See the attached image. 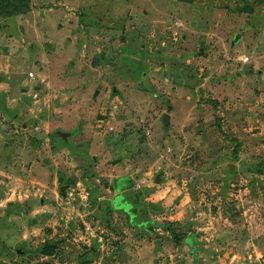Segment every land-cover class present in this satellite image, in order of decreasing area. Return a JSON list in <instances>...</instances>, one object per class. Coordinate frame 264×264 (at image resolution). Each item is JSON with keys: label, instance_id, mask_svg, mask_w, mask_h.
<instances>
[{"label": "rangeland", "instance_id": "374dc122", "mask_svg": "<svg viewBox=\"0 0 264 264\" xmlns=\"http://www.w3.org/2000/svg\"><path fill=\"white\" fill-rule=\"evenodd\" d=\"M30 1L0 15V264H264V0Z\"/></svg>", "mask_w": 264, "mask_h": 264}, {"label": "trees", "instance_id": "16d2710c", "mask_svg": "<svg viewBox=\"0 0 264 264\" xmlns=\"http://www.w3.org/2000/svg\"><path fill=\"white\" fill-rule=\"evenodd\" d=\"M29 10L30 0H0V15H6V17H10L21 13H26ZM151 207L154 210H159L158 206L151 205Z\"/></svg>", "mask_w": 264, "mask_h": 264}, {"label": "crops", "instance_id": "0c3cea01", "mask_svg": "<svg viewBox=\"0 0 264 264\" xmlns=\"http://www.w3.org/2000/svg\"><path fill=\"white\" fill-rule=\"evenodd\" d=\"M30 9H31V1H30ZM30 11V10H29ZM14 16V15H13ZM10 17H12V16H10ZM245 62H247V60H245ZM167 115V114H166ZM169 116V115H168ZM170 117V116H169ZM218 123V129L220 130V127H219V121L217 122ZM165 126H166V124H165ZM170 126V125H169ZM169 126H166L167 128L169 127ZM60 132V131H59ZM58 133V132H57ZM62 133H66V132H62ZM66 134H69L70 135V137L68 138V140H67V142H65L62 138H60L57 134H56V137L59 139H61L64 143H68L69 144V141L70 140H73L74 138H75V136L77 135V132H75V133H66ZM116 180H118V179H116ZM116 180H114L113 181V183H115V181ZM121 195V194H120ZM118 197V195L116 196V198ZM140 196H138V195H135V196H129V199H131L132 200V202H133V204L135 205L134 207H131V203L129 202L127 205L128 206H130V208H132V209H130V210H126L124 213L125 214H127L128 216H130V218L131 217H133L132 215H134L133 214V211H134V209L137 207H139L140 208V206H141V200L142 199H140L139 198ZM151 205H153V204H151ZM151 205H150V207H151ZM155 206H157V205H155ZM159 207V206H158ZM152 208V207H151ZM153 209V208H152ZM120 211V210H119ZM156 212H160V211H162V209L161 208H159V210H155ZM123 212V211H122ZM132 220V219H131Z\"/></svg>", "mask_w": 264, "mask_h": 264}, {"label": "water", "instance_id": "95a60500", "mask_svg": "<svg viewBox=\"0 0 264 264\" xmlns=\"http://www.w3.org/2000/svg\"><path fill=\"white\" fill-rule=\"evenodd\" d=\"M164 121H165V124L166 126H169L170 125V117L168 115H165L164 116ZM57 135L62 138L65 142H67L68 138L70 137L69 134H66V133H62V132H58ZM160 182V179L159 177L157 178V183Z\"/></svg>", "mask_w": 264, "mask_h": 264}]
</instances>
